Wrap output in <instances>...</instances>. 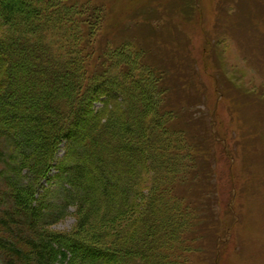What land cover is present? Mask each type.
Here are the masks:
<instances>
[{"label": "trees", "instance_id": "trees-1", "mask_svg": "<svg viewBox=\"0 0 264 264\" xmlns=\"http://www.w3.org/2000/svg\"><path fill=\"white\" fill-rule=\"evenodd\" d=\"M96 12L75 0H0L4 264H185L181 252H162L179 248L178 223L195 218L175 189L186 180L187 146L198 157L205 147L200 129L189 131L199 119L183 132L167 103V84L182 69L167 79L117 50L104 58L110 48L96 52L95 25L105 18ZM54 167L56 187L44 189ZM146 173L154 185L140 216L135 198ZM70 207L79 231H52ZM132 214L131 230L113 234L111 222Z\"/></svg>", "mask_w": 264, "mask_h": 264}, {"label": "rangeland", "instance_id": "rangeland-1", "mask_svg": "<svg viewBox=\"0 0 264 264\" xmlns=\"http://www.w3.org/2000/svg\"><path fill=\"white\" fill-rule=\"evenodd\" d=\"M75 1L104 16L103 25L95 22L96 52L110 48L104 58L117 50L166 78L182 69L167 84V103L183 132L186 121L199 119L189 131L200 129L197 143L205 147L198 157L195 144L187 146L186 180L175 189L197 219L178 223L179 248L162 252H181L185 264H264V0ZM64 153L63 144L57 158ZM55 174L54 167L44 189L54 186ZM153 185L146 173L137 187L140 216ZM69 213L50 229L76 234L79 218L74 207ZM134 214L111 222L113 234L127 232Z\"/></svg>", "mask_w": 264, "mask_h": 264}]
</instances>
